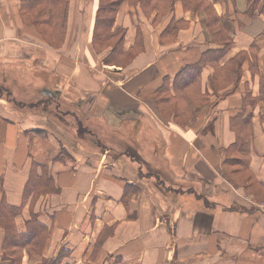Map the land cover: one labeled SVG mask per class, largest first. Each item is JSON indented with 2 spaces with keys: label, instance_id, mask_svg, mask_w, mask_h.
Returning <instances> with one entry per match:
<instances>
[{
  "label": "crops",
  "instance_id": "0c3cea01",
  "mask_svg": "<svg viewBox=\"0 0 264 264\" xmlns=\"http://www.w3.org/2000/svg\"><path fill=\"white\" fill-rule=\"evenodd\" d=\"M23 1L0 0V214L21 208L17 232L27 233L36 215L47 235L40 252L32 249L35 238L25 241L22 264H47L62 250L70 252L62 264H264V214L255 208L264 200V0L252 9L251 0H208L233 40L225 61L240 53H250L251 61L238 87L220 98L209 87L215 70L207 66L201 85L210 100L186 125L174 115L160 121L154 100L165 79L173 92L182 68L220 48L205 13L181 1L166 14L147 13L125 1L112 31L123 30L125 51L136 53L126 65H107L111 48L99 53L93 46L99 0H67L59 38L23 17ZM171 24L177 33L165 36ZM48 100L57 122L59 106L77 101L87 113L100 101L119 114L145 109L152 126L129 120L137 128L129 140L143 162L125 170L128 155L99 153L75 130V143L63 140L61 126L49 122ZM239 115L251 119V136L235 153L248 162V188L233 182L225 163L238 140ZM36 164L46 167L55 191L26 199L42 175ZM5 235L0 223V264H10Z\"/></svg>",
  "mask_w": 264,
  "mask_h": 264
},
{
  "label": "trees",
  "instance_id": "16d2710c",
  "mask_svg": "<svg viewBox=\"0 0 264 264\" xmlns=\"http://www.w3.org/2000/svg\"><path fill=\"white\" fill-rule=\"evenodd\" d=\"M125 1L138 2L147 13L157 8L161 15L166 14L176 1H181L186 10L206 14L207 25L212 39L214 41L217 39L220 44L219 49L205 52L197 63L181 69L173 82V92L170 91L169 79H165V83L158 91L157 97L167 100V105H170L177 123L186 125L193 118L194 110L198 106L209 102L210 95L203 94L201 85V75L207 66L211 65L215 70L214 76L210 78L209 87L216 96L220 95L221 92H224L227 96L238 87L243 75V64L248 60V56L246 53H240L229 61H225L233 45V40L222 25L220 17L215 14L213 5L208 3V0H99L93 46L99 53L111 48V52L104 59L105 64L122 65L119 62L130 61L136 53L135 50L125 51V33L123 30L112 31L120 6ZM250 2V9L254 5H258L257 0H251ZM67 7V0H24L22 15L25 19H29L31 24L45 26L49 31L57 34L59 38L60 35L64 36L66 33ZM178 28L179 26L176 24H171L165 31V36L171 35V37H174ZM222 62L225 63L223 66H221ZM222 95L224 96L223 93ZM180 100L185 101L183 107L178 105ZM250 123V117H244L243 115L233 119V128H235L238 140L226 151L225 163L240 166L241 169H238V172H248V162L242 157L243 155L231 158L230 156L240 153L244 147L243 142L247 141L251 136ZM238 124H241V126L238 127ZM64 155L66 153L62 152L60 157ZM37 167L42 168V175H36L33 178L25 193L26 199L30 196L36 197L44 192L51 193L55 191L54 182L49 177L46 167L36 164L34 168L36 169ZM4 208L9 209V211L6 210L0 214V223L6 233L5 256L11 261V264H22V252L25 241L32 239V237L35 238V243L31 245L32 249L40 252L44 246L47 230L38 222L37 216L33 215L27 223V233L19 234L13 222L14 218L20 214L21 208L8 206ZM69 255L70 252L62 250L56 259L50 260L47 264H62Z\"/></svg>",
  "mask_w": 264,
  "mask_h": 264
},
{
  "label": "rangeland",
  "instance_id": "374dc122",
  "mask_svg": "<svg viewBox=\"0 0 264 264\" xmlns=\"http://www.w3.org/2000/svg\"><path fill=\"white\" fill-rule=\"evenodd\" d=\"M49 34H50V31H49ZM246 54L248 56L247 59L249 61H251L250 60V58H251L250 53H246ZM128 62L122 61L119 63H121L122 65H126ZM251 69H252V67H251ZM169 86H170V91H171L172 90L171 85H169ZM245 88H246L245 92H246V94H248V97L250 98L249 88L248 87H245ZM222 93L224 94V96L222 95ZM221 96L225 97L226 95L224 92H221L220 95H218L217 97L219 98ZM48 102H49L48 103V107H49L48 108V114H49V117H51V119H52L49 122L53 126H54V123L61 126V129L59 130V134L61 135V138L63 140H71L69 142L75 143V141L72 140V134H71L73 132V130H75L76 136L82 135L83 137L88 138L90 141L92 140L91 141V143H92L91 148L94 147V149L97 150V152H99V153H104L105 151L109 150L110 152L108 151V153H109L108 156H110V157L112 156L113 158L114 157L117 158L121 153H125L126 155H128V158L125 157L126 158L125 160L128 163L126 162V164H124V163L122 164V168L125 170H127L128 165L133 167V165H138L141 162H143L142 157L137 153V150L139 151L140 148L135 143H132L129 140L131 137L130 130L135 131V133L137 131V128L135 126H133L134 123L129 121V120H132V121H135L136 119L137 120L140 119V121L144 120V121H147V123H149L150 126H152L151 118H149L150 115L147 116V114H146L147 111L145 109L141 112L138 110L134 113L119 114L116 111H111L109 106H107L104 102L100 101L99 103H97L98 105H96V107L93 111L90 110V112L87 113L88 108H86V109L79 108V106H81L82 103L77 101L75 103V107L68 106V104H63V105L59 106V112L58 113L62 116L63 121L57 122L55 120L56 116H54L57 112L56 111V109H57L56 105L53 104L51 100L50 101L48 100ZM154 102L157 105V109L155 107L154 108H155L156 112L158 113V118L160 121H162L164 118L165 119L173 118V114H172L170 105H167L168 102H167V100H165V98L157 97L154 100ZM184 104H185V101L180 100L178 102L179 107H183ZM195 110H194V112H195ZM62 122H63V126L61 125ZM155 122L158 124L157 120H155ZM109 124L111 125V127H114V128H116L118 126L119 127L124 126V129L110 131L111 127H109ZM178 124H180V123H178ZM105 126H107V129L105 128ZM57 128L58 127H54V129L58 130ZM121 131H123V132H121ZM122 135L125 136V140H123ZM148 135H149V133L144 132L143 138L145 139ZM127 136H128V138H127ZM148 139H149V137H148ZM122 141H124V143H122L123 146L121 147L120 142H122ZM234 156L237 157L236 154H232L230 156V158L234 157ZM145 157H147V159L150 158V156H148V155H145ZM233 163H235V162H233ZM144 164H146L148 167H150L147 163H144ZM128 169L131 170L130 168H128ZM238 169H241V167L238 165H234V166L232 165V167L229 166L227 174L235 178L233 180V182H235L237 184L239 183L240 185L243 184V186L245 184L246 185L248 184L247 185V188H248L249 185H251L253 183V181L249 180V174L248 173L247 174L243 173V171H241V173H238ZM235 173H237V174H235ZM157 181L160 183L161 180H157ZM161 182L162 183H160V184L165 186L164 181H161ZM244 198H246V197H244ZM260 199L259 200L261 202H264V200L262 198H260ZM10 264H11V261H10Z\"/></svg>",
  "mask_w": 264,
  "mask_h": 264
},
{
  "label": "built area",
  "instance_id": "2783aa9c",
  "mask_svg": "<svg viewBox=\"0 0 264 264\" xmlns=\"http://www.w3.org/2000/svg\"><path fill=\"white\" fill-rule=\"evenodd\" d=\"M255 208L262 214H264V202L255 205Z\"/></svg>",
  "mask_w": 264,
  "mask_h": 264
}]
</instances>
